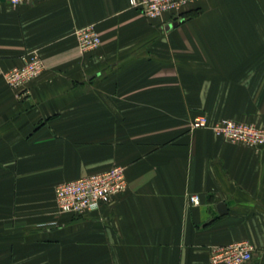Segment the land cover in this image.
Masks as SVG:
<instances>
[{"label":"crops","instance_id":"1","mask_svg":"<svg viewBox=\"0 0 264 264\" xmlns=\"http://www.w3.org/2000/svg\"><path fill=\"white\" fill-rule=\"evenodd\" d=\"M31 51L44 67L20 95L3 73ZM198 115L264 125V0L156 19L129 0H0V264H213L238 241L264 264V146L191 129ZM114 166L124 192L57 212V185Z\"/></svg>","mask_w":264,"mask_h":264},{"label":"built area","instance_id":"2","mask_svg":"<svg viewBox=\"0 0 264 264\" xmlns=\"http://www.w3.org/2000/svg\"><path fill=\"white\" fill-rule=\"evenodd\" d=\"M11 5L30 4L34 0H5ZM197 0H129V6L149 19L170 14L177 18L182 9ZM78 47L91 50L100 44V37L94 25L78 28L74 31ZM43 61L37 51L26 53L22 64L3 73L5 83L20 95H27V84L43 70ZM190 128H208L215 135L248 147L264 146V125L239 122L233 119H220L208 123L205 115L196 116ZM127 181L122 167L114 166L104 172L83 176L57 185L54 198L58 213L83 215L108 203L114 196L124 192ZM189 202L198 204L197 195H190ZM254 247L248 241H238L228 245L212 248L210 261L213 264H244L251 258Z\"/></svg>","mask_w":264,"mask_h":264},{"label":"water","instance_id":"3","mask_svg":"<svg viewBox=\"0 0 264 264\" xmlns=\"http://www.w3.org/2000/svg\"><path fill=\"white\" fill-rule=\"evenodd\" d=\"M175 25V23L173 24ZM172 25H168L167 28L171 27ZM217 209L219 213H224L225 212V205L223 203H219L217 205Z\"/></svg>","mask_w":264,"mask_h":264}]
</instances>
